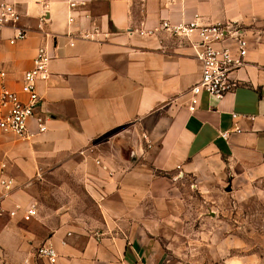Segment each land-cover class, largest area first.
Wrapping results in <instances>:
<instances>
[{
	"label": "crops",
	"instance_id": "1",
	"mask_svg": "<svg viewBox=\"0 0 264 264\" xmlns=\"http://www.w3.org/2000/svg\"><path fill=\"white\" fill-rule=\"evenodd\" d=\"M0 2L15 5L27 30L16 43L12 28L0 35L9 86L20 91L39 47L52 55L50 76L38 83L47 130L27 140L0 129V154L15 180L10 191L0 187V264H49L36 255L44 243L58 252L54 264H145L137 229L151 188L217 168L264 171V0ZM197 16L246 25L250 49L234 74L238 86L222 99L204 92L191 110L201 61L161 22ZM154 170L165 175L154 178ZM63 172L76 176L95 214L62 200L70 188L57 179ZM43 186L54 202L49 210L35 191ZM33 204L38 214L25 220Z\"/></svg>",
	"mask_w": 264,
	"mask_h": 264
},
{
	"label": "rangeland",
	"instance_id": "2",
	"mask_svg": "<svg viewBox=\"0 0 264 264\" xmlns=\"http://www.w3.org/2000/svg\"><path fill=\"white\" fill-rule=\"evenodd\" d=\"M216 170L151 188L137 229L145 264H264V171ZM163 175L154 170V178ZM57 179L70 185L60 196L72 210L96 213L76 176L63 172ZM35 191L47 210L54 206L47 186Z\"/></svg>",
	"mask_w": 264,
	"mask_h": 264
},
{
	"label": "built area",
	"instance_id": "3",
	"mask_svg": "<svg viewBox=\"0 0 264 264\" xmlns=\"http://www.w3.org/2000/svg\"><path fill=\"white\" fill-rule=\"evenodd\" d=\"M20 21L21 14L13 3L0 2V35L5 27L12 28L14 32L9 38L10 43L27 37V30L19 26ZM161 28L173 35L187 38L201 61L200 79L191 88V110L196 108L195 103L204 92L222 99L238 86L234 74L247 64L250 49L249 29L246 25L235 21L203 23L197 16L193 20L179 23L164 19ZM51 59L52 55L45 46L38 48L31 68L24 72L20 91L9 86L8 71L0 67V129L3 132L30 140L47 130V117L42 111L43 98L39 93L38 83L49 78ZM233 116L236 117L237 114L234 113ZM32 120L35 129L32 128ZM235 131L240 132V127H236ZM221 135L227 139L230 132L225 131ZM0 187L4 191L15 187V180L8 174L7 163L1 154ZM11 214H15V211ZM37 214V206L33 204L26 209L23 218L30 220ZM36 255L49 264L56 263L59 256L57 250L47 243L37 247Z\"/></svg>",
	"mask_w": 264,
	"mask_h": 264
},
{
	"label": "water",
	"instance_id": "4",
	"mask_svg": "<svg viewBox=\"0 0 264 264\" xmlns=\"http://www.w3.org/2000/svg\"><path fill=\"white\" fill-rule=\"evenodd\" d=\"M231 189H232V187L229 185V186L227 187V190L230 191Z\"/></svg>",
	"mask_w": 264,
	"mask_h": 264
}]
</instances>
